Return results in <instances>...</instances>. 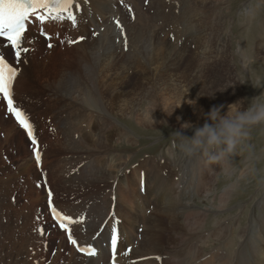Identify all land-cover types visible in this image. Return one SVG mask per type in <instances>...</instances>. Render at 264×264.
Returning <instances> with one entry per match:
<instances>
[{
  "label": "bare ground",
  "instance_id": "bare-ground-1",
  "mask_svg": "<svg viewBox=\"0 0 264 264\" xmlns=\"http://www.w3.org/2000/svg\"><path fill=\"white\" fill-rule=\"evenodd\" d=\"M145 2L146 0H74L72 12L77 17L75 26L68 20L41 24L32 18L28 22L24 43V47L30 45V51L22 55L19 65L15 63L14 50L0 38V54L19 68V75L13 85L14 101L21 100L19 92L27 89L35 96L45 95L44 100L48 102L47 106L42 104L43 110L35 111L33 118H29L42 154L39 165L34 152L28 154L32 141L26 131L23 128L16 131L13 125L10 131H14L11 139L17 136L18 139L14 141L24 151V170L32 172L36 177L42 171L41 176L48 184L46 196L51 200V203L48 201V211L52 223L55 219L63 222L71 229V235L77 241L75 245L70 244V256L63 257L58 252L52 264H113L110 239L111 226L116 220H119V224L115 225L119 239L115 264H162L165 261H168L167 264H202L200 258L205 254L208 261L216 257L220 260L229 257L230 264H264V212L252 217L249 224L242 227L237 236L240 238L239 245L237 241L231 240L234 238L233 227L225 225L224 219H218L217 211L214 228L206 230L207 232L203 230L206 216L198 205L199 190L210 185L204 189L205 196H209L216 188L214 176H208L207 180V175L201 174L196 186L190 185L185 188L188 190L183 189L179 193V149H170L168 156L162 154L155 158L146 157L133 168L129 167L130 160L134 157L123 153L126 147L122 142L133 143L134 137L128 126L117 124L122 116L129 115L139 121L154 123L159 121V105H162L169 118L178 125L185 122L204 124L206 121L201 119L198 104H204L209 98L211 103L224 105L225 113L230 105L225 84H220V91H216L215 83L207 76L200 82L191 78L189 85L179 82L177 73H174L176 78L168 75V79L162 80L168 70L179 69L176 51L158 36V33L169 27L168 20L173 14L174 6L171 0L151 1L150 6H146ZM189 3L190 9L195 11L193 0H189ZM160 7L163 15L155 20H162L161 25L154 22L149 25V12L156 8V12L160 14ZM164 7H169L168 14H165ZM175 8L179 11L178 6ZM133 11L135 20H132ZM117 20L127 37L126 52L125 36L116 31ZM34 30L38 35L42 31L49 34L52 41L50 44L55 43L57 47L47 50V54L35 57L41 50L43 41L35 38ZM147 30L150 31L149 34H146ZM80 36L85 39L74 44L68 42ZM30 37H34L35 41L32 42ZM208 58L206 56V61ZM210 60L209 62L215 61ZM133 66H140L143 70L139 79L144 81L138 83L137 88L129 74V67ZM212 66L215 67V63ZM148 70L154 71L150 77L147 75ZM230 88L232 93L239 92L238 84L230 85ZM25 98L32 99L31 95ZM241 99L240 95L235 98L236 101ZM3 102L6 104L4 99ZM143 102L148 103L146 111L141 110ZM151 110H154L153 119L146 117V113ZM46 113L51 118L54 128L52 131L40 120ZM38 122L41 124L40 131H36ZM231 163L228 159L227 164L221 165L229 170ZM197 168H193L194 173L199 174ZM61 182L64 183L63 187L59 185ZM235 188L236 182H233L221 192L219 212L229 206V197ZM59 189L62 197L58 195ZM52 206H55L61 216L71 217V220L58 219L52 212ZM39 211V206L33 204L20 212V217L31 225L27 226L28 229H33L28 233L21 232L20 239L17 236L18 258L15 264H42L36 251L40 249L38 247L41 241V237L37 235L43 232L40 231ZM88 212L98 216L97 224H86ZM47 222L50 224L49 219ZM63 234L61 238L64 245L68 246L67 229H64ZM215 236L222 240L218 246L222 248L219 250L216 247L218 250H215L212 246L211 251L206 253L208 248L205 250V246ZM89 245L96 249L95 255L79 251V248ZM125 246L127 251L123 257L121 253Z\"/></svg>",
  "mask_w": 264,
  "mask_h": 264
},
{
  "label": "rangeland",
  "instance_id": "rangeland-1",
  "mask_svg": "<svg viewBox=\"0 0 264 264\" xmlns=\"http://www.w3.org/2000/svg\"><path fill=\"white\" fill-rule=\"evenodd\" d=\"M151 1L155 0H146L145 5L150 6ZM171 1L174 7L172 9L173 14L171 13L168 20L169 27L163 32L158 33V36L161 40L167 41L168 45H171L170 48L176 51V55L179 57V69L168 70L162 76V80L165 81L168 79V75H170L171 78H176L174 73H177V75L179 74V82L182 84H188L191 78L196 81L198 79V82H200L207 76L212 83H215L216 91H220V84H225L227 87L226 94L229 97L228 101L230 104L235 102V98L239 95L243 99L264 94V88L254 86L255 82L264 81V0H193L194 6L196 7L195 11L190 9L189 0ZM172 4H170V6ZM177 6L179 7V11L175 8ZM160 8L162 9V7ZM168 9L169 7L167 9L164 7L165 14L169 13ZM156 10V8H153L149 12V25L154 22V24L158 23L160 26L162 23V20L157 21L155 19L160 18L163 15V9L160 14H158ZM135 19L136 15L133 11L132 20ZM116 29V31L125 36L124 31H121L118 27ZM149 29L151 30L152 27H149ZM148 31L149 30L146 31V34L150 33V31ZM34 34L38 35L36 30H34ZM36 35L35 38H41L40 40L43 42L41 43V50L35 54V57H38L41 54H47V50L57 47H55V43L52 44V47H48L49 43L52 41L47 39L42 33L38 35V37ZM48 36L50 35L48 34ZM224 37L226 38L225 40ZM123 38L125 39V37ZM31 40L34 42V37L31 38ZM27 47L30 49V45ZM124 51H128V48H125ZM206 56L209 57L207 61ZM210 59L215 61L209 62ZM214 63L215 67L212 66ZM118 65L120 66L121 64L119 63ZM121 67L123 68V66ZM129 68L132 83H135L137 88L139 85L138 83L144 81L139 79L143 70L140 66ZM148 71L147 75L149 77L152 76L154 71ZM124 74L126 75L127 73ZM122 77L124 78V76ZM233 84H238L239 92H231L230 85ZM19 91L20 88L17 93ZM19 93L21 95V100H17L18 102H16V105L23 109L28 118H33V115L36 114L35 111L43 110V103L45 106L48 104V102L44 100L45 95L42 96L38 94L35 96L27 89L25 92L20 91ZM27 95H31L32 99H26L25 96ZM41 96L43 99L40 98ZM208 99L205 100L204 104H198L200 106L199 114L202 115L201 119H203V121H206L207 116L205 115L213 106H219L216 103H211ZM141 106L142 111L148 110L147 102L141 103ZM244 107H247V103H245ZM161 108L162 105H159V121L154 123L139 121L129 115L122 116L123 118L121 121L117 123L122 127L124 125L128 126L134 137L133 143L122 142V145L126 147L123 153L130 157H134L131 160L129 159V167L133 168L135 164H139L146 157L155 158L162 154L168 156L167 154L170 149H179V193L190 185V187L196 186L198 176L201 174H204V176L206 174L207 180L208 176H214L213 180L214 183H216V188L209 194V196H205L204 193H206V191H204V189L208 186L210 187V185H206L199 190L200 195L198 205L202 208V212L205 211L204 214L206 216L203 230L206 231L210 230V228H214L217 211L218 219L221 221L224 219L225 225L233 227L232 232L234 238H231V240L234 242L237 241V244L239 245L240 243L238 241L240 238L237 236L242 230V227H246L252 217L257 216L261 211L264 212V124L254 125L248 129L247 136L237 144L234 152L230 155L229 159L232 162L230 166L231 168L229 167V170H226L221 164H208L207 158L199 152L192 156L187 155L184 151V137L179 136L177 131H181L182 134L191 137L194 135V128H182V125H178L175 121L170 119L168 114L164 111L165 109L162 108V111ZM189 114H193V112H189ZM40 120L45 122L46 126L49 127L51 131L54 129L51 125V118L47 113L46 115H43ZM12 125L16 131L21 129L15 117L7 111V106L0 97V213H3V215H0V264L16 263L18 258V240L22 233H28L33 229L32 227H29L28 229L27 226L30 224L26 223V221L20 217V212L24 207L33 204L39 206L40 211L38 220L41 223L40 231H43L41 234L39 233L37 235L41 237H39L41 241H39L40 244L38 247L40 249L36 251L39 253L42 264L45 261L44 264H52L53 260L57 257L56 253L58 252H61L63 257L70 256L71 241L68 237L69 245L65 246L61 237L64 236L63 232L66 228H62L60 226L61 223L58 222L57 219L52 223L48 211V208L50 209V206L48 207L49 200L46 196L48 184L45 181V178L41 176L42 171H40V175L36 177L32 172L24 170L22 165V162H25L22 158L24 151L17 146L14 141L16 138L18 139L17 136L14 139H11V136L14 133L13 130L10 131ZM193 125L202 126L203 124ZM40 129L41 124L38 122L36 124V131H40ZM36 139L38 140L37 136ZM30 143L31 146L28 149V154L31 155L34 152V148L33 143ZM193 168H197L200 173H194ZM219 181L220 183H218ZM233 182H236V188L230 194L227 204V206H229H225L222 208L224 210L219 212L221 211V208L219 207V196L227 185ZM59 185L63 187L64 183L61 182ZM60 191L61 189H59L58 195L62 197L63 195ZM215 195L217 197H215ZM48 219L50 224L47 222ZM86 221V224L94 225L97 224L99 218L88 212ZM110 226L111 225L109 224L108 228H110ZM17 236H19V239H17ZM3 237L4 239H2ZM221 243L222 240L218 239V237H212L210 243L205 246V250L208 248L206 253H209L213 247L215 250H220L222 247L218 246H220ZM126 251L127 247L125 246L122 249L121 256L125 257ZM53 253L56 255H53ZM249 254L250 253L248 252V256ZM206 255L207 254L200 258L202 264H230L229 262H231V258L229 257L225 260H220L216 257L213 258V262H211L212 260L208 261L206 259ZM46 258L47 260H45ZM167 262L168 261H165L162 264H167Z\"/></svg>",
  "mask_w": 264,
  "mask_h": 264
},
{
  "label": "snow or ice",
  "instance_id": "snow-or-ice-1",
  "mask_svg": "<svg viewBox=\"0 0 264 264\" xmlns=\"http://www.w3.org/2000/svg\"><path fill=\"white\" fill-rule=\"evenodd\" d=\"M74 0H0V38H3L7 42V45L14 50V57L16 65L21 63L23 54H27L30 49L24 47L26 40L25 32L28 27V22L35 18L41 24L47 21H64L68 20L72 26L77 23V17L73 14ZM134 18V17H133ZM118 27L123 31V26L119 20L116 21ZM42 31V30H41ZM42 34L49 40L51 37L46 32L42 31ZM96 33H93L95 35ZM85 37L80 36L78 40H69V43H79L84 40ZM48 47H52L49 43ZM125 48H127V37L125 36ZM19 75V68L5 58L3 54H0V97H2L7 104V111L11 113L21 128H23L27 136L31 139L34 148L35 160L37 164L41 162V152L39 150L38 142L34 134V126L30 122L27 114L22 108L16 105L13 99V85ZM49 198H51V191L49 190ZM51 203V200L49 201ZM52 212L61 221L71 220V217L61 216L55 206H52ZM114 215V214H113ZM107 223V221H105ZM119 224V220L115 221V224L111 226V251L113 254V264H115V253L117 250V242L119 239L118 229L115 226ZM62 228H66L69 233V240L74 245L77 241L71 235V229L62 222L60 225ZM100 235V233H97ZM79 251L88 255H95L96 249L92 246L79 248ZM130 251V249H129ZM160 259V257H156Z\"/></svg>",
  "mask_w": 264,
  "mask_h": 264
},
{
  "label": "clouds",
  "instance_id": "clouds-1",
  "mask_svg": "<svg viewBox=\"0 0 264 264\" xmlns=\"http://www.w3.org/2000/svg\"><path fill=\"white\" fill-rule=\"evenodd\" d=\"M254 86L264 88V81L255 82ZM223 109L224 105L213 106L206 114L207 119L202 126H194L191 122L182 124L184 129L194 128L191 137L177 131L179 136L184 137V151L187 155L199 152L207 158L208 164H227L237 144L247 136L248 129L264 124V94L237 100L228 105L226 113ZM154 110L146 113V117L153 119Z\"/></svg>",
  "mask_w": 264,
  "mask_h": 264
}]
</instances>
